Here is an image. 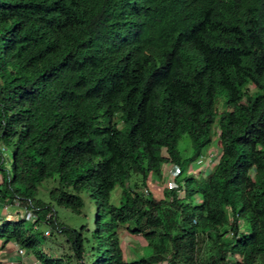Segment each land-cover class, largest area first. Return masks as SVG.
I'll return each mask as SVG.
<instances>
[{"label": "trees", "instance_id": "1", "mask_svg": "<svg viewBox=\"0 0 264 264\" xmlns=\"http://www.w3.org/2000/svg\"><path fill=\"white\" fill-rule=\"evenodd\" d=\"M1 142L0 210H33L75 259L1 220L0 243L38 264H264V0H0ZM214 142L211 172H187ZM166 163L185 174L176 188L126 186L160 182ZM48 179L75 214L91 199L93 229L57 221L37 197ZM123 227L152 253L126 260Z\"/></svg>", "mask_w": 264, "mask_h": 264}, {"label": "rangeland", "instance_id": "2", "mask_svg": "<svg viewBox=\"0 0 264 264\" xmlns=\"http://www.w3.org/2000/svg\"><path fill=\"white\" fill-rule=\"evenodd\" d=\"M218 97L217 99L219 100ZM218 104V103H217ZM219 109L223 108V101H220L218 105ZM214 129L217 130V125L215 124ZM218 133V132H217ZM217 142H214V145L216 146ZM214 145H211V147L208 148V151L211 150L213 152ZM0 148L3 149L2 154L5 156L6 162L4 163L5 168H10V161L11 159V146L10 145H5L2 142L0 143ZM178 149L181 152V155L184 157H187L192 154V149L190 145V139L187 134H184L180 140L178 141ZM162 153H165L164 149H162ZM197 162V161H196ZM204 163L203 168L200 170V172L195 171L193 173L198 174L202 176H206V172L209 167L214 166L213 163L208 164L206 167V170H204V167L206 165L205 160H203L200 164ZM193 166V165H192ZM198 164L196 163L195 167L193 168H198ZM199 169V168H198ZM210 169V168H209ZM182 174V173H181ZM185 176V174L180 175L179 177L176 178L177 181H182V178ZM1 180V176H0ZM135 183L138 186V189H144V185L141 183V179L138 175H133L131 179L126 183V186L129 187L130 184ZM151 185V188H155L157 190H162V182L154 183L153 180L149 182ZM147 183V185H149ZM56 185V182L51 181V179L44 180L38 187H37V197L41 198L44 202L49 204L52 208V210L55 212L57 221L60 223H63L65 226L69 228H74L78 229L81 225L88 224L89 228L93 229L94 227V210L95 208L93 207V202L91 199L85 194L82 193V197L84 200V207L82 209L81 214H75L73 213L70 209L65 208L63 206L57 205L54 201H52L49 198V191L50 189ZM18 187L22 188L21 184H17ZM153 191V190H152ZM121 194V188L120 187H115L110 195V202L114 205L119 204V197ZM181 197L183 196V193L181 192ZM24 213L25 210L23 207H12L11 205L5 206L3 209L0 210V224L1 220L5 219H11L13 221L16 220H24ZM244 218V217H243ZM245 219V218H244ZM239 224L242 225L248 230L249 225L247 220H243L240 218L238 220ZM24 227L25 228H30V232L34 233V236L36 240L38 241L37 248H39L43 254H46L48 256H52L53 258H57L59 256L63 257L66 259V261H71L74 262L75 259L73 258V254L70 248L69 242H67V239L64 235L59 234L55 231L53 226L48 223V222H38L35 228H31L32 226V221L31 220H24ZM49 230L50 234L47 236L44 235V231ZM123 234L125 235L123 239L128 241V246L122 247V253L123 256L126 260H133L137 259L143 256H148L152 253V247L148 245H143L140 246L141 242H143L145 239L142 237V235L138 233H132L128 231L126 228H121L120 229V235ZM8 242L6 243H0V252L4 247L6 246ZM137 245V246H136ZM139 246V247H138ZM14 249L16 250L15 243H14ZM4 251L2 250V253ZM32 257V256H31ZM35 259V258H34ZM85 259V257H84ZM6 261L3 260L2 256H0V264H3ZM37 262V261H36Z\"/></svg>", "mask_w": 264, "mask_h": 264}, {"label": "built area", "instance_id": "3", "mask_svg": "<svg viewBox=\"0 0 264 264\" xmlns=\"http://www.w3.org/2000/svg\"><path fill=\"white\" fill-rule=\"evenodd\" d=\"M1 151H3L2 148H1ZM215 159H216V157H214V152L207 151L205 154H202V155L199 156V158L196 160L197 161L196 163L201 167L199 169H202L203 166H204V163H202V164H200V163L203 160H205L206 165L204 167V170H206V167L208 166V164H210V163L215 164ZM181 173H182L181 172V168L177 164H175V163H166V165H164L162 167V179L160 180V182H162V188L163 189L164 188H167V189L176 188L178 186L176 178L179 177L181 175ZM150 190H156V189L155 188H151V185L149 184L148 186L144 187V189L142 191H143L144 194H148V192ZM15 205H17V203H15ZM25 219L26 220H31L33 222L34 220H36V214L34 213L33 210L26 209L25 210ZM44 233H45V235L48 236L50 234V231L49 230H45ZM15 247H16L17 254L21 258H25L28 255L31 256L29 250L24 249V248L18 246L17 244H15ZM14 264H21V263L19 261H16V262H14Z\"/></svg>", "mask_w": 264, "mask_h": 264}, {"label": "crops", "instance_id": "4", "mask_svg": "<svg viewBox=\"0 0 264 264\" xmlns=\"http://www.w3.org/2000/svg\"><path fill=\"white\" fill-rule=\"evenodd\" d=\"M210 149V148H209ZM208 151V150H207ZM211 151V150H210ZM213 152H214V157L217 156V154H219V149L214 145V149H213ZM195 167L196 165V162H193L192 164H190V166L187 168V172L189 173H192L194 171H198L200 172L201 169H198V168H201L200 166H198V168H193V166ZM210 168V169H209ZM207 172H206V175H208V173L211 172V170L213 169L212 167H209ZM199 174V173H198ZM194 175H196L194 173ZM203 176V175H202ZM205 177V175L203 176ZM119 232V230H118ZM119 235V238H120V245H121V248L124 247V246H128V241H126L125 239H123V237L125 235L121 234L120 235V232L118 233ZM146 241L144 240L143 242H141L140 246H143V245H146ZM137 246V245H136ZM139 247V246H138ZM2 250L4 251L2 253ZM1 252H0V256H2L3 260L6 261L7 264H14V262L16 261H19L21 264H38L36 262V260L34 259V257H31L30 255L26 256L25 258H21L16 250L14 249V243L13 242H8L6 244V246L4 247V249H2ZM5 264V262L3 263Z\"/></svg>", "mask_w": 264, "mask_h": 264}, {"label": "clouds", "instance_id": "5", "mask_svg": "<svg viewBox=\"0 0 264 264\" xmlns=\"http://www.w3.org/2000/svg\"><path fill=\"white\" fill-rule=\"evenodd\" d=\"M196 162V161H195ZM200 174V173H199ZM36 260V259H35Z\"/></svg>", "mask_w": 264, "mask_h": 264}]
</instances>
